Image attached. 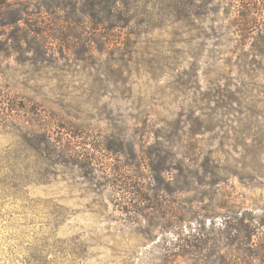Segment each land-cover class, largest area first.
<instances>
[{
	"label": "rangeland",
	"instance_id": "1",
	"mask_svg": "<svg viewBox=\"0 0 264 264\" xmlns=\"http://www.w3.org/2000/svg\"><path fill=\"white\" fill-rule=\"evenodd\" d=\"M0 264H264V0H0Z\"/></svg>",
	"mask_w": 264,
	"mask_h": 264
},
{
	"label": "trees",
	"instance_id": "2",
	"mask_svg": "<svg viewBox=\"0 0 264 264\" xmlns=\"http://www.w3.org/2000/svg\"><path fill=\"white\" fill-rule=\"evenodd\" d=\"M206 218L203 217L200 221L193 219L191 222H195V225L187 226L185 229L187 234L184 239H179L177 244L182 243L185 247L198 248L199 251L209 245H214V247L218 245L219 248L237 245L248 246L253 240L256 230H259V227L263 228L259 223H256L251 214L247 213L239 215L238 212H228L222 217V221L217 227L213 220L206 226Z\"/></svg>",
	"mask_w": 264,
	"mask_h": 264
}]
</instances>
